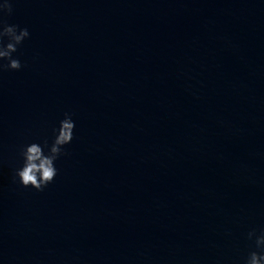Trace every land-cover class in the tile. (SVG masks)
I'll use <instances>...</instances> for the list:
<instances>
[{
    "label": "water",
    "instance_id": "water-1",
    "mask_svg": "<svg viewBox=\"0 0 264 264\" xmlns=\"http://www.w3.org/2000/svg\"><path fill=\"white\" fill-rule=\"evenodd\" d=\"M5 19L30 36L0 75V264H244L264 229V0H15ZM66 112L54 181L14 182Z\"/></svg>",
    "mask_w": 264,
    "mask_h": 264
},
{
    "label": "clouds",
    "instance_id": "clouds-1",
    "mask_svg": "<svg viewBox=\"0 0 264 264\" xmlns=\"http://www.w3.org/2000/svg\"><path fill=\"white\" fill-rule=\"evenodd\" d=\"M15 0H3L0 3V75L5 71H18L23 65L19 58L13 56L19 46L29 38L28 29L9 24L5 19L13 12ZM75 122L70 113H65L59 126L53 129V139L49 144L32 142L21 147L19 155L22 165L14 170L13 180L24 188L43 191L58 174L55 162L67 155L65 146L74 138ZM247 239L253 241L254 250L249 251L244 264H264V229L257 234L256 229L247 233Z\"/></svg>",
    "mask_w": 264,
    "mask_h": 264
}]
</instances>
